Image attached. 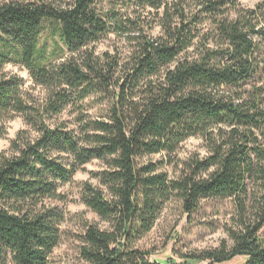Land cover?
Listing matches in <instances>:
<instances>
[{
    "label": "trees",
    "instance_id": "1",
    "mask_svg": "<svg viewBox=\"0 0 264 264\" xmlns=\"http://www.w3.org/2000/svg\"><path fill=\"white\" fill-rule=\"evenodd\" d=\"M98 4L0 1V139L15 116L27 126L0 152V264L49 263L66 221L54 204L66 201L60 188L92 160L103 169L90 173L98 185L82 183L80 199L108 228L85 222L78 253L86 264H161L136 243L165 205L190 214L218 198L234 209L232 244L189 259L264 264V0ZM129 7L136 18L124 16ZM109 32L129 42L124 59L96 53ZM10 61L45 90L42 99L2 71ZM68 108L72 126L60 120ZM189 137L201 138L206 154L191 155L178 175L142 161L169 157Z\"/></svg>",
    "mask_w": 264,
    "mask_h": 264
},
{
    "label": "rangeland",
    "instance_id": "2",
    "mask_svg": "<svg viewBox=\"0 0 264 264\" xmlns=\"http://www.w3.org/2000/svg\"><path fill=\"white\" fill-rule=\"evenodd\" d=\"M1 1V0H0ZM262 0H238L242 7L252 8ZM98 7L108 9L109 0H99ZM123 14L131 19L136 18L132 7L123 10ZM147 11L143 13L146 16ZM147 17V16H146ZM157 25L148 30L151 36L159 34ZM136 35V31L131 32ZM97 54L104 51L115 53L118 51L120 58L124 59L130 51V44L125 37L109 32L101 40L94 44ZM8 76L16 75L22 79V91L27 92L33 98L42 99L45 90L32 80L29 71L14 62L6 63L2 70ZM264 81V79H263ZM91 116H95V109H88ZM76 112L68 108L63 112L60 120H66L69 124L75 117ZM72 126V124H70ZM23 128H27L21 116H15L7 122L6 134L0 139V152L8 148L10 140ZM200 157L206 154L204 143L199 137H189L185 139L179 149L167 157L165 153H158L146 156L142 161L158 163V170L165 171L168 176H176L179 173L182 163L191 155ZM165 161V162H164ZM164 162L163 164H161ZM103 165L98 160L87 163L83 169L78 170L70 183L62 186L60 191L66 195V201L56 202L64 208L66 221L62 227V238L59 245L52 251L48 264H86L78 253L80 246L79 235L83 232L85 222H92L101 229L108 228V223L102 221L99 216L88 209L80 199L82 183L88 181L93 185H98L91 172L102 170ZM229 199H201L195 211L190 214L184 213L179 203L168 202L161 211L152 229L147 232L137 243V247L142 250H150V259L161 264H186L192 262L190 255L197 254L202 250L216 247L225 239L229 245L232 244L227 232V228L233 225L234 209ZM260 234L264 236V227ZM246 256L237 255L232 259L213 264H243ZM191 264H208L205 261H193Z\"/></svg>",
    "mask_w": 264,
    "mask_h": 264
}]
</instances>
